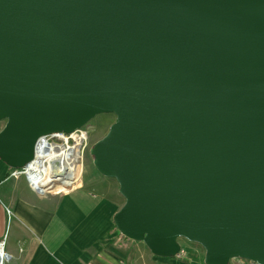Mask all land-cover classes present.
I'll use <instances>...</instances> for the list:
<instances>
[{
    "label": "water",
    "instance_id": "1",
    "mask_svg": "<svg viewBox=\"0 0 264 264\" xmlns=\"http://www.w3.org/2000/svg\"><path fill=\"white\" fill-rule=\"evenodd\" d=\"M106 114L118 231L264 264V0H0V161Z\"/></svg>",
    "mask_w": 264,
    "mask_h": 264
},
{
    "label": "crops",
    "instance_id": "2",
    "mask_svg": "<svg viewBox=\"0 0 264 264\" xmlns=\"http://www.w3.org/2000/svg\"><path fill=\"white\" fill-rule=\"evenodd\" d=\"M9 171L0 161V236L8 222L19 223L6 264H204L203 248L184 238L178 240L182 250V239L200 247L185 248L191 254L187 261L156 256L142 241L118 236L113 215L122 197L113 179L98 173L65 195L39 197L22 181L7 179ZM245 261L230 264H256Z\"/></svg>",
    "mask_w": 264,
    "mask_h": 264
},
{
    "label": "built area",
    "instance_id": "3",
    "mask_svg": "<svg viewBox=\"0 0 264 264\" xmlns=\"http://www.w3.org/2000/svg\"><path fill=\"white\" fill-rule=\"evenodd\" d=\"M84 135L86 136V133L80 129L70 134L52 133L38 138L34 144L32 161L23 168L10 170L7 179L22 181L28 189L39 197L57 194L59 191L61 195L69 193L80 185V178L73 183L74 186L69 188L64 182L66 177L61 174L58 167H62L63 164L67 166L70 162L75 164L76 170L79 167L82 169L86 145ZM42 178H46L45 185L38 187L42 183ZM76 184L77 186H75ZM117 234L124 236L118 230Z\"/></svg>",
    "mask_w": 264,
    "mask_h": 264
},
{
    "label": "rangeland",
    "instance_id": "4",
    "mask_svg": "<svg viewBox=\"0 0 264 264\" xmlns=\"http://www.w3.org/2000/svg\"><path fill=\"white\" fill-rule=\"evenodd\" d=\"M116 122V117L114 115H110V114H106V115H99L96 116L94 119H92L83 129V131L86 133L87 136V140H86V145H85V150H84V154H83V160H82V175L80 177V182L79 184L81 185L82 181L89 177V176H96L98 175V172L95 170L94 166H93V159L90 155V149L92 148V146L99 141L100 139H102L108 132L109 128L111 125H113ZM4 126V122H0V130L3 128ZM9 175V174H8ZM18 181V180H17ZM108 192V191H105ZM119 199V205L120 207L123 205L124 200L122 198H120L118 196ZM9 210H6L7 212V218H10V215L8 213ZM10 221V219H9ZM17 226H19V223L16 220H12V223L10 221V223L8 222L6 229H5V234L3 235H7V240L6 239H2L3 235L0 236V240H6V243H8V245L6 244V253L10 254L12 252V247L14 246V241H15V235L18 232V228ZM183 244H184V249H181V252L179 254L178 259L176 260H182V261H187L186 259L190 258L189 256L191 255L190 253H186V250L192 249V250H196L195 248H199L197 245H195L194 243H190L184 239L180 240ZM17 248H19V250H21V246H17ZM186 248V250H185ZM201 250V254L204 252L203 249ZM205 253V252H204ZM189 260V259H188ZM235 260V259H233ZM8 261V260H7ZM6 261V263H8ZM248 262V261H245Z\"/></svg>",
    "mask_w": 264,
    "mask_h": 264
},
{
    "label": "bare ground",
    "instance_id": "5",
    "mask_svg": "<svg viewBox=\"0 0 264 264\" xmlns=\"http://www.w3.org/2000/svg\"><path fill=\"white\" fill-rule=\"evenodd\" d=\"M84 140L86 141V136L84 135ZM83 164V163H82ZM83 167V165H82ZM61 170V174H63V176H65L66 178L64 179V182L66 183V186H69V188H71L73 185V183L75 181H77L81 175V168H75V164L73 163H68V165L66 166L65 164L62 165V167H58ZM46 182V178H42V183L40 185H38V187H44ZM77 186V184L75 185ZM10 213V211H8ZM10 254L6 253V240H0V264H6V261L10 259Z\"/></svg>",
    "mask_w": 264,
    "mask_h": 264
},
{
    "label": "trees",
    "instance_id": "6",
    "mask_svg": "<svg viewBox=\"0 0 264 264\" xmlns=\"http://www.w3.org/2000/svg\"><path fill=\"white\" fill-rule=\"evenodd\" d=\"M174 259H178V257L176 256V257H174ZM180 261H182V260H180Z\"/></svg>",
    "mask_w": 264,
    "mask_h": 264
}]
</instances>
